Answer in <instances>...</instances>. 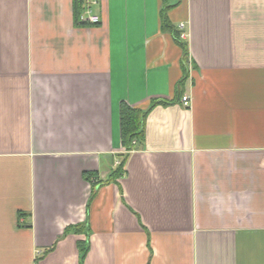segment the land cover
I'll return each mask as SVG.
<instances>
[{
    "label": "crops",
    "instance_id": "1",
    "mask_svg": "<svg viewBox=\"0 0 264 264\" xmlns=\"http://www.w3.org/2000/svg\"><path fill=\"white\" fill-rule=\"evenodd\" d=\"M0 264H264V0H0Z\"/></svg>",
    "mask_w": 264,
    "mask_h": 264
},
{
    "label": "trees",
    "instance_id": "2",
    "mask_svg": "<svg viewBox=\"0 0 264 264\" xmlns=\"http://www.w3.org/2000/svg\"><path fill=\"white\" fill-rule=\"evenodd\" d=\"M162 27L165 30H170L174 34L172 25L170 24L166 14L162 15ZM175 37H176L177 41L183 47V52H184L183 58H184V61L187 62L188 55H189L188 54V47H187L186 43H184L183 41H181L179 39V35L177 33H175ZM159 102L168 103L166 101H159ZM156 103L157 102L152 103L151 106L155 105ZM144 115H145L144 111L132 109L129 107L123 108V110H122V137H123V143L127 147H130L131 142L143 134V130H144L143 125L144 124L142 123V119H143ZM123 174H124V169H123V163H122V164H120V166L117 169L113 170L110 173L106 182L115 181L117 178L121 177ZM85 175L87 176L88 179H91L92 176H94L93 172H86ZM102 184H104V182H102L101 180L93 182L92 197H93L94 193L96 192V189L98 188V186H101ZM86 250H87V247L83 251L82 259L85 257Z\"/></svg>",
    "mask_w": 264,
    "mask_h": 264
},
{
    "label": "built area",
    "instance_id": "3",
    "mask_svg": "<svg viewBox=\"0 0 264 264\" xmlns=\"http://www.w3.org/2000/svg\"><path fill=\"white\" fill-rule=\"evenodd\" d=\"M93 1V0H92ZM86 11H84L83 14L80 15L79 19L81 22H87V23H91V24H97L100 22V16L93 13L92 9H91V3H89L85 9ZM179 30H180V37L181 38H186L187 33H185L184 31V24H180L178 26ZM182 103L186 106L189 107L191 102H190V97L187 95H183L182 96ZM119 164V161L115 162V165Z\"/></svg>",
    "mask_w": 264,
    "mask_h": 264
}]
</instances>
